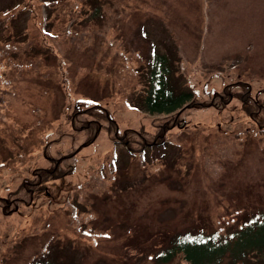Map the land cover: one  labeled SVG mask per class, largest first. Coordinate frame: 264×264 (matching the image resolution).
Wrapping results in <instances>:
<instances>
[{
  "label": "rangeland",
  "instance_id": "1",
  "mask_svg": "<svg viewBox=\"0 0 264 264\" xmlns=\"http://www.w3.org/2000/svg\"><path fill=\"white\" fill-rule=\"evenodd\" d=\"M157 58L193 106L141 105ZM0 65V264H162L264 210V0H0Z\"/></svg>",
  "mask_w": 264,
  "mask_h": 264
},
{
  "label": "trees",
  "instance_id": "2",
  "mask_svg": "<svg viewBox=\"0 0 264 264\" xmlns=\"http://www.w3.org/2000/svg\"><path fill=\"white\" fill-rule=\"evenodd\" d=\"M95 9L98 11L99 7L96 6ZM93 15L96 14L93 12ZM75 38L71 36L73 41ZM162 62L163 60L158 63V58L154 61L150 85L141 105L151 114H169L187 108V104L193 106L195 102L191 99L192 91H177L172 85L173 82L161 71ZM3 69L0 65V115L9 104L6 92L9 91L11 82L10 78L4 75ZM163 137L164 132L155 136L157 139ZM70 155H74V150ZM64 157L68 156L60 155L58 158ZM65 172L68 170L61 168L60 164L51 170L40 168L34 178L32 177L36 173L25 179L9 194L17 195V200L33 205L36 197L43 192L46 182L57 177L64 179ZM11 199L13 198L4 199L0 196V208L6 210ZM177 257L181 260L180 264H264V210L253 212L240 225L227 230L215 228L206 230L202 227L200 230L177 231L166 243L160 245L154 254L155 261L162 264L170 263Z\"/></svg>",
  "mask_w": 264,
  "mask_h": 264
}]
</instances>
